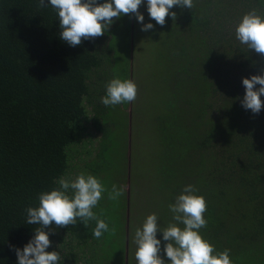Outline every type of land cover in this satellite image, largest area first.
<instances>
[{"label":"trees","instance_id":"obj_1","mask_svg":"<svg viewBox=\"0 0 264 264\" xmlns=\"http://www.w3.org/2000/svg\"><path fill=\"white\" fill-rule=\"evenodd\" d=\"M252 9L264 14V3L193 0L192 9L174 6L176 17L167 16L164 25L153 20L170 47L167 109L152 123L165 144L162 163L171 164L166 174L161 170L169 200L194 184L207 203L201 232L217 250L229 249L234 264H264V107L253 113L241 103L242 80L264 74V54L235 36ZM113 20L103 35L73 47L60 38L51 6L0 0V264H16L15 248L35 234L25 209L61 175L72 176L81 154L91 153L92 139L78 150L85 123L101 134L95 158L85 163L89 173L110 189L116 178L109 168L121 170L114 157L107 160L109 139L118 154L121 117L100 101L115 74L112 37L120 21ZM127 138L125 132L126 148ZM184 154L179 182L172 165ZM126 205L125 194L119 200L103 194L94 211L110 230L100 239L92 235L95 221L87 228L79 219L67 226L53 222L46 229L48 251H61L60 264H125V237L117 229Z\"/></svg>","mask_w":264,"mask_h":264},{"label":"clouds","instance_id":"obj_2","mask_svg":"<svg viewBox=\"0 0 264 264\" xmlns=\"http://www.w3.org/2000/svg\"><path fill=\"white\" fill-rule=\"evenodd\" d=\"M42 7L51 6L59 20L60 38L70 46H77L82 40L103 35L113 24V18L133 13L142 25L143 31L154 28L151 20L159 25L166 23V17H176L170 11L174 6L181 9L193 8V0H38ZM264 3V0H261ZM146 4L149 22L139 11ZM236 39L248 50L264 54V14L252 9L245 13L235 28ZM245 95L242 106L253 113L264 107V74H255L242 80ZM259 85V87H257ZM137 84L132 79L121 78L118 74L105 84V94L100 101L105 106H115L135 101ZM55 187L38 194L39 203L25 209L27 224L37 225L34 235L23 246L15 248L16 264H60L61 251H48L52 241L46 229L57 226L75 225L79 219L87 228L95 221L92 235L100 239L109 231V223L94 211L107 193L110 200H119L124 188L113 183L108 189L96 175L81 171L74 177L61 175L54 180ZM172 214L166 227L159 223L158 215H147L142 226L135 233L136 264H234L230 250H217L207 240L201 229L207 224L206 198L194 184L183 186L174 202L168 205ZM158 233L162 236L158 237ZM162 242L163 248H162ZM163 250L164 256H162ZM165 256L168 259H165Z\"/></svg>","mask_w":264,"mask_h":264},{"label":"rangeland","instance_id":"obj_3","mask_svg":"<svg viewBox=\"0 0 264 264\" xmlns=\"http://www.w3.org/2000/svg\"><path fill=\"white\" fill-rule=\"evenodd\" d=\"M139 11L145 16L144 23H148L149 14L146 4H142ZM118 21H120L119 26L112 37L115 51L112 70L121 78L134 80L138 91L135 101L126 103L128 105L126 108L122 106L123 104H119L115 105L113 109V113L121 117L118 130L119 133L122 131L121 144L118 145L119 147L117 146L118 154H115L114 141L109 139L110 153L107 155V160L109 162L114 157L121 170L112 168L113 166L109 168L112 176L116 179L108 184L111 186L115 183L124 188L127 205L117 232L120 235L124 234L125 237V264H136L135 233L137 228L142 226L145 217L155 212L162 227H166L172 219L168 208L171 189L162 174V172L165 174L168 172L171 164L162 163L160 155L163 151L166 153L165 144L160 141L161 132L158 133L152 125L154 116L163 114L167 109V100L170 96V77L167 70L169 58L167 55L170 53V47L166 43L165 34L156 32L153 20L151 22L154 24V28L148 31L142 30L141 23L137 21L133 13L123 15L118 18ZM126 69L128 71H124ZM85 126L78 150H83V141L89 142L92 139L93 143L86 146L92 151L90 154H81L82 158L77 160V167L72 173L73 177L81 170L90 172L85 163H90L95 158L101 141V134L91 123H85ZM125 132L128 133L127 148L125 147ZM163 135L165 137V134ZM179 156L175 157L177 158L176 163L172 166L174 169L178 166L180 173L186 157L185 154L182 157ZM178 178L180 182L181 173ZM159 236H162V233H158ZM163 243L166 242H162V248ZM160 254L164 256L163 250ZM165 259L168 258L165 256Z\"/></svg>","mask_w":264,"mask_h":264},{"label":"water","instance_id":"obj_4","mask_svg":"<svg viewBox=\"0 0 264 264\" xmlns=\"http://www.w3.org/2000/svg\"><path fill=\"white\" fill-rule=\"evenodd\" d=\"M127 243H128V236H127Z\"/></svg>","mask_w":264,"mask_h":264}]
</instances>
